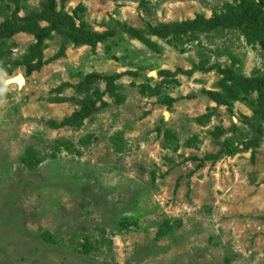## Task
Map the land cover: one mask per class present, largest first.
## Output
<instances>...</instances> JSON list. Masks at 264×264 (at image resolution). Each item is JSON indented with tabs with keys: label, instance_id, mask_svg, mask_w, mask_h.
Wrapping results in <instances>:
<instances>
[{
	"label": "rangeland",
	"instance_id": "1",
	"mask_svg": "<svg viewBox=\"0 0 264 264\" xmlns=\"http://www.w3.org/2000/svg\"><path fill=\"white\" fill-rule=\"evenodd\" d=\"M242 2L0 0L36 29L0 38V264H264V50L209 28Z\"/></svg>",
	"mask_w": 264,
	"mask_h": 264
},
{
	"label": "trees",
	"instance_id": "2",
	"mask_svg": "<svg viewBox=\"0 0 264 264\" xmlns=\"http://www.w3.org/2000/svg\"><path fill=\"white\" fill-rule=\"evenodd\" d=\"M264 0H243L239 9L235 14L223 13V14H215L214 17L209 21V28L212 26L226 25L232 29H242L245 33H249L253 31L254 33L259 34L260 45L264 50ZM41 18L52 19L55 15L51 12H42L39 14ZM26 20H22V23L19 21H8L3 26H0V38L13 36L17 32L21 31H34L32 26H30ZM196 22H173L170 24H165L160 26V29L155 31V34L159 37H163L164 34L169 33V31L176 33L177 35H184L189 33V29L192 30L196 27ZM211 26V27H210ZM192 28V29H191ZM168 30V31H167ZM241 30V31H242ZM167 31V32H166ZM194 31V30H193ZM74 33L71 34V38L76 40V43L79 44H89L96 45L98 42L107 38L111 34L106 33H91V32H81L80 36H73ZM42 40V37H41ZM149 47H152V44L149 43L148 40L144 39L143 41ZM90 77L100 78L99 74H91L86 77V79H90ZM244 82L249 86H254L257 89L264 90V77L254 76L250 79H244ZM264 94V91H263ZM264 99V95H263ZM24 161V159H23ZM42 236L45 240H52L54 237L52 233H42Z\"/></svg>",
	"mask_w": 264,
	"mask_h": 264
},
{
	"label": "water",
	"instance_id": "3",
	"mask_svg": "<svg viewBox=\"0 0 264 264\" xmlns=\"http://www.w3.org/2000/svg\"><path fill=\"white\" fill-rule=\"evenodd\" d=\"M16 78H17V80H19L21 83H23L24 80H25V77H24L22 74H20V75L14 77L13 79L16 80Z\"/></svg>",
	"mask_w": 264,
	"mask_h": 264
},
{
	"label": "bare ground",
	"instance_id": "4",
	"mask_svg": "<svg viewBox=\"0 0 264 264\" xmlns=\"http://www.w3.org/2000/svg\"><path fill=\"white\" fill-rule=\"evenodd\" d=\"M19 75H20V74H19ZM11 81H12V82H16V83H18L20 86L23 85V84H25V80H24L23 83H21L19 80H17V78H16V80L12 79Z\"/></svg>",
	"mask_w": 264,
	"mask_h": 264
}]
</instances>
